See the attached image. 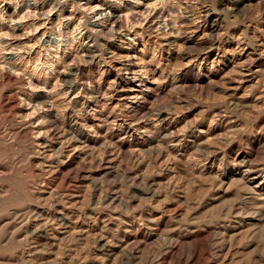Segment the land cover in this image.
<instances>
[{
  "label": "rangeland",
  "instance_id": "obj_1",
  "mask_svg": "<svg viewBox=\"0 0 264 264\" xmlns=\"http://www.w3.org/2000/svg\"><path fill=\"white\" fill-rule=\"evenodd\" d=\"M29 1L0 0V35ZM36 1L45 12L21 20L19 48L0 36L3 70L17 69L0 71V264H264V178H242L243 164L264 170V0H165L157 28L141 30L143 5L93 55L86 1ZM192 15L172 46L160 35ZM33 80L48 84V106L28 105ZM36 111L57 123L44 153L25 120Z\"/></svg>",
  "mask_w": 264,
  "mask_h": 264
},
{
  "label": "bare ground",
  "instance_id": "obj_2",
  "mask_svg": "<svg viewBox=\"0 0 264 264\" xmlns=\"http://www.w3.org/2000/svg\"><path fill=\"white\" fill-rule=\"evenodd\" d=\"M30 1H33L34 3L32 4ZM29 1V5H30V3H31V9H32V5H35V7H34V9H35V11L36 10H38V11H44L45 12V4L44 3H39V2H37L36 0H30ZM62 0H60V2H61ZM77 1H79V2H81L82 3V1L83 2H85L86 1V3H85V7L86 8H88V7H90V9H94V11H95V19H94V21L92 22V24H93V33L95 34L94 35V37H95V39L93 40V39H91V42L93 43V47L91 46V47H87L86 48V52H88V53H92V55H93V53H95V51H94V49L95 48H97V45L98 44H96V41H97V38L98 37H100L101 35H103V34H105V36L107 35V36H115V35H121L122 34V31L123 30H125V29H123L124 28V26H125V22H124V18H125V16H126V18H127V16H130V17H133L134 15H136V14H139L138 13V9L139 8H142V6L143 5H148V6H146V7H148V8H150V9H153V10H155L154 12H151V10L149 9H145V10H148L149 11V14H148V12H146L148 15L146 16V18H145V23L143 24V25H137V27H140L141 28V30H144V28L146 27H148L149 29H154V28H157L156 27V25L158 24V23H155V22H152L151 23V20H152V17L154 18V15H155V17L157 16L156 14H159V10H156V5H157V3L158 2H160V4H164V3H166V1H168V0H125V2H128V3H125L123 0H98V2H97V5L96 6H93V4L96 2V0H64V3H75L76 4V2ZM112 1L113 2H115V3H117V5H114V4H111L112 3ZM27 2V1H26ZM56 2V1H55ZM111 2V3H110ZM170 2H171V0H170ZM169 1L167 2L168 4L170 3ZM59 3V2H58ZM62 3V2H61ZM166 3V4H167ZM14 4V3H13ZM26 4V3H25ZM79 4V3H78ZM83 4V3H82ZM74 7V6H73ZM92 7V8H91ZM103 7V9H101ZM105 7V8H104ZM28 9H29V7H28ZM27 9V13H25L24 11H23V9H22V7L21 8H19L18 10H15V15H16V18H18V19H24L25 17H27V14L28 13H30V11H31V9H29L28 10ZM158 9V8H157ZM86 10V9H85ZM87 10H89V9H87ZM97 10H101L102 12H98L97 13ZM127 10H128V12H127ZM140 10V9H139ZM144 10V11H145ZM163 10V9H162ZM61 11H62V8H61ZM24 12V13H23ZM42 13V12H41ZM63 13V12H62ZM146 13H144V14H146ZM43 15L45 14V13H42ZM143 14V15H144ZM161 14H163L164 15V13H161ZM66 15H67V20H69V19H71L70 17H68V16H71V14L70 13H66ZM140 15H141V11H140ZM38 15H35V17H37ZM41 16V15H40ZM138 16V15H137ZM165 16V15H164ZM213 16V10L212 9H207L206 10V17L207 18H211ZM34 17V18H35ZM44 17V16H43ZM41 18V19H38V20H43L44 22H46L45 20L47 19V17L46 18ZM55 17V16H54ZM72 17V16H71ZM144 17V16H143ZM40 18V17H39ZM59 18V17H58ZM69 18V19H68ZM129 18V17H128ZM139 18V17H138ZM159 18V17H158ZM206 18V19H207ZM60 19V18H59ZM141 19V18H140ZM143 19V18H142ZM156 19V18H155ZM188 19H192V20H194V21H196V20H198V17L196 16V15H192V16H188V17H185V19H182V21H180V20H178V22L176 23V21H175V23H173L174 22V20H173V18H172V20H173V22L172 21H170V22H168L169 21V19L167 20V19H165L164 21H163V23H162V26L160 27L159 25H158V28H161V29H164L165 31L163 32H160V35L163 37V39L166 41V42H168L170 45L172 44V40H173V38L175 39L176 37H175V28H177L178 27V24L179 23H182V22H184L183 20H188ZM21 20H16L17 22L16 23H12L11 24V26H7L6 27V32L3 34V33H1V35L0 36H7L8 37V39H9V41H10V43L7 45V48L6 49H13V47H20L19 46V42H18V40H19V38H20V36H21V32L23 31V23H21ZM48 20V19H47ZM49 20H51V19H49ZM48 20V21H49ZM54 20V19H53ZM11 21H13V20H11ZM24 21V20H23ZM47 21V22H48ZM70 21V20H69ZM68 21V22H69ZM139 21V20H138ZM15 22V21H14ZM36 22V21H35ZM33 23V22H32ZM43 23V22H42ZM42 23L40 24L41 26H42ZM170 23H171V25H170ZM196 23V22H195ZM27 24V23H26ZM44 24V23H43ZM141 24V23H140ZM160 24V23H159ZM213 24V23H212ZM145 25V26H144ZM196 25V24H195ZM44 26V25H43ZM42 26V27H43ZM171 26V28H169ZM33 27V26H32ZM134 27H136V26H134ZM198 27V26H197ZM45 28V27H44ZM48 28V27H47ZM211 28V30H210V36L211 37H214V35H215V33L217 32V26L215 25V26H213L212 25V27H210ZM42 29V28H41ZM148 29V30H149ZM3 30V29H2ZM156 30H159V29H155V31ZM130 31H132V30H130ZM147 31V30H146ZM152 31H154V30H152ZM48 32V31H47ZM46 33V32H45ZM60 33V32H59ZM141 33V32H140ZM47 34V33H46ZM90 34V33H89ZM92 34V33H91ZM156 34H157V32H156ZM155 34V35H156ZM159 34V33H158ZM126 35V34H125ZM159 35V36H160ZM103 38V37H102ZM158 38V37H157ZM2 40V39H1ZM93 40V41H92ZM7 41V40H6ZM16 41V46H15V42ZM98 43V42H97ZM165 44V43H164ZM41 46V45H40ZM103 46V45H102ZM172 46V45H171ZM259 46H264V42H259ZM258 46V47H259ZM1 47V46H0ZM98 47H99V45H98ZM30 49H31V51H36L37 49L39 50L40 49V47L39 46H36V45H31L30 46ZM29 49V50H30ZM84 49V48H83ZM99 49V48H98ZM109 49L110 48H107V51H109ZM261 49V48H260ZM3 50H5V47L3 48ZM60 49H58L57 51H59ZM101 50V49H100ZM106 50V49H105ZM25 52V51H24ZM103 52H104V50H103ZM88 53H86V54H88ZM109 53L110 54H114L113 52H111V51H109ZM118 53V52H117ZM97 54V53H96ZM99 57V56H98ZM113 57V56H112ZM130 57V56H129ZM120 58V57H119ZM93 61V60H92ZM134 61V60H133ZM132 60H130L128 57L126 58V64H123L122 65V67L126 70V71H128V72H131V74H134L135 76H134V79L135 80H139V77H141V76H143V74L142 73H139L138 74V72H136V71H138L137 70V66H139V65H137L139 62H137V64H136V62L134 63ZM95 62V61H94ZM104 62V61H103ZM3 65V64H2ZM2 65L0 64V71L2 72V76H4V77H6V78H8L9 80H11L13 77H14V75H17V69L16 68H14L13 70V73H6L4 70H3V67H2ZM16 65V64H15ZM143 67V66H142ZM15 69H16V71H15ZM141 70V69H140ZM11 71V70H10ZM128 72H127V74H128ZM16 73V74H15ZM24 74V73H23ZM130 75V74H129ZM17 78V77H16ZM19 79V78H18ZM140 81H142L143 82V85L145 86V88H148V89H150L151 87H150V85H148V84H146L145 82H144V80L143 79H140ZM44 83V84H43ZM41 82L40 83V81L39 80H33L32 81V87H33V89L35 90V92L37 93L36 95H33L34 97H32L31 98V102H29V106L31 105V104H33L34 102L35 103H38L40 100H44V104H45V106H48V104H49V102H51L49 99H50V96H51V92H49L48 90H47V88H48V84H46L45 82ZM150 87V88H149ZM68 89H69V92L67 93V95L68 96H71L70 94L71 93H73L74 91H75V89H76V85L74 84V83H71V84H69V86H68ZM55 90V89H54ZM139 97H133L132 96V100H135V98H138V99H140L141 98V95H138ZM110 98V99H113L114 98V95H109V93H107V92H105V93H103L102 95L100 94V95H98L97 97H96V101H95V103L98 105L99 103H101L103 100H105L106 98ZM76 98V97H75ZM73 99V98H72ZM123 100H126V99H123ZM137 100V99H136ZM30 101V100H29ZM73 101H74V99H73ZM72 102V101H71ZM43 103V102H42ZM37 105V104H36ZM33 106V105H32ZM37 107V106H36ZM90 107V106H89ZM31 108V107H30ZM45 108V107H44ZM49 109V108H48ZM48 109H46V110H48ZM34 110V109H33ZM45 110V111H46ZM97 111V110H96ZM25 113H29L30 114V112H25ZM40 113V112H39ZM43 113V115L45 114V115H47V116H50V114H51V112H42ZM42 114L40 113V115H38L37 114V111L36 112H33V113H31L30 115H27L28 117H30L29 119L27 118V119H25L26 121H28V127L30 128L31 127V129H32V131H33V135H34V141H35V143H36V147H38L39 148V151H43V153L44 152H47L49 149H52L53 147H52V145L50 146L49 144H48V139H54L55 137H56V129H53L52 127L53 126H51V124H53L52 123V121H51V123H49V121H46L45 122V120H41V116ZM159 116H158V120H157V122L159 121L160 123H163L165 120H167V114H165V113H160V114H158ZM72 117V116H71ZM70 117V118H71ZM50 118V117H49ZM47 119H48V117H47ZM35 121H37V123L35 122ZM107 121V120H106ZM104 123V122H103ZM107 123V122H106ZM55 124V123H54ZM53 124V125H54ZM57 124V123H56ZM55 124V125H56ZM122 125H124L123 123H121L119 126H122ZM137 128H139V125H135ZM57 127V126H56ZM129 130V129H128ZM145 131H148L147 129L145 130ZM144 131V132H145ZM177 131V130H176ZM32 134V133H31ZM59 137V136H58ZM57 137V138H58ZM59 139L61 140V142H62V144L64 143V142H66V141H68V140H66L65 139V137L64 136H62L61 135V137H59ZM64 139L66 140V141H64ZM77 140V139H76ZM81 141V140H80ZM69 142V141H68ZM78 142V141H77ZM50 143V142H49ZM68 145V144H67ZM80 145V144H79ZM176 146H178V144L176 145ZM204 147H205V145H203ZM202 146V147H203ZM206 147H208V146H206ZM78 149V148H77ZM47 154V153H46ZM46 154H44V155H46ZM44 155H42V156H44ZM48 157V156H47ZM245 162V161H244ZM245 164H243V167H242V169H243V179H246L248 182H253V180L255 181L256 179H261L262 178V180H263V178H264V170L262 169V168H258V169H255V167H253L252 165H247V166H244ZM50 167H51V165H50ZM49 167V168H50ZM258 167V166H257ZM59 168V167H58ZM52 169V170H51ZM55 168L52 166L51 168H50V174L51 175H54L55 174V170L57 169H55ZM241 169V170H242ZM49 172V171H48ZM252 175H254V177H252V178H250V176H252ZM243 179H241L242 181H243ZM246 181V182H247ZM248 188H249V186H248ZM63 220L66 222V217H64L63 216ZM49 221V220H48ZM67 223V222H66ZM66 225V224H65ZM68 225V224H67ZM40 227V226H39ZM69 227V226H68ZM35 230V232H37L36 231V229H34ZM34 232V231H33ZM41 232V233H40ZM37 233H40V235L38 236V238H40V242H45V238L46 237H44L43 236V234H42V231H38ZM38 235V234H37ZM107 242V241H106ZM47 243H49V242H47ZM115 245V244H114ZM110 246H113V244L112 245H110ZM104 247V246H103ZM123 247V246H122ZM106 248V247H105ZM122 249V248H121ZM112 252V251H111ZM91 263V262H90ZM93 263V262H92Z\"/></svg>",
  "mask_w": 264,
  "mask_h": 264
}]
</instances>
